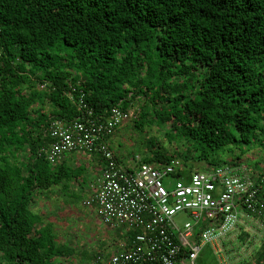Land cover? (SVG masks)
Listing matches in <instances>:
<instances>
[{"label":"trees","instance_id":"1","mask_svg":"<svg viewBox=\"0 0 264 264\" xmlns=\"http://www.w3.org/2000/svg\"><path fill=\"white\" fill-rule=\"evenodd\" d=\"M80 94L99 117L144 101L134 124L176 144L151 137L144 162L240 164L264 144V0H0V264L71 255L31 206L84 172L44 155Z\"/></svg>","mask_w":264,"mask_h":264},{"label":"built area","instance_id":"2","mask_svg":"<svg viewBox=\"0 0 264 264\" xmlns=\"http://www.w3.org/2000/svg\"><path fill=\"white\" fill-rule=\"evenodd\" d=\"M80 113L70 120L54 118L46 132L44 150L54 165L66 155L99 157L102 166L86 187L83 204L94 207L110 230L124 229L127 240L109 257L96 256L94 264H196L203 244L219 240L253 217L264 226V171L222 164L213 169L189 170L180 159L147 163L136 155L133 163L117 159L109 136L129 118L116 106L108 115L94 114L80 94ZM85 188V189H86ZM178 213L191 222L177 226Z\"/></svg>","mask_w":264,"mask_h":264},{"label":"rangeland","instance_id":"3","mask_svg":"<svg viewBox=\"0 0 264 264\" xmlns=\"http://www.w3.org/2000/svg\"><path fill=\"white\" fill-rule=\"evenodd\" d=\"M36 88L46 89V84L37 81ZM143 103L142 99L133 103L128 110L129 118L116 128L108 139L110 148L124 164L133 163L136 155L141 159L148 155L150 147L147 140L151 137L163 142L169 150L176 146L174 142L168 144L164 127L151 120L149 116L143 124L137 126L134 124L135 118L138 117L139 104ZM245 150L237 166L246 168L254 174L260 172L264 167V144L254 143ZM236 153H240V150L236 149ZM26 155L27 152L23 151L18 157L24 159ZM223 156L228 157L229 154L224 152ZM204 167L203 162H193L184 175L189 177L190 168L202 171ZM95 177V171L88 168L84 170L79 180L64 181L50 189H38V193L34 196L31 209L41 214L43 221L52 225L59 243L72 248L71 255L58 258L56 264H94L97 255L119 249V243L116 244L111 237L112 231L97 217L96 209L83 204L88 194L85 187ZM241 219L244 223L240 233L243 232L241 234L245 237L240 238V234L236 239L235 229L236 231L230 236L203 244L196 264H236V257L241 264H252L249 258L255 254L263 241L262 228L256 225L258 220L253 217ZM191 221V218L184 213H178L174 218L176 225L181 227L185 222Z\"/></svg>","mask_w":264,"mask_h":264},{"label":"crops","instance_id":"4","mask_svg":"<svg viewBox=\"0 0 264 264\" xmlns=\"http://www.w3.org/2000/svg\"><path fill=\"white\" fill-rule=\"evenodd\" d=\"M70 159H71V163H72L73 167L80 166L81 168H83V171L88 169V168L92 169L93 171H95V175H97L99 173L101 166H102V163L99 162L100 160H97V158L95 159L94 157L91 158L87 154H83V153H76V154L74 153L71 155H66V157L64 158V160L67 163H69ZM96 215H97V212H96ZM256 225L258 227L262 228L263 241H261L259 248L255 251V254L249 258V262H252V264H264V226L261 225L259 220L257 221ZM242 226L243 225L240 224L237 227V231L233 230L227 236L232 235L236 231V239H237V236L239 237V235L241 233H243V232L240 233V229L243 228ZM123 230L124 229L111 230L112 231L111 235H113L111 237H112L113 241H115L116 244L119 243L118 248H120L121 245L124 244L128 238L127 232L123 231ZM242 237H245V236H243V234H241L240 238H242ZM116 246H118V245H116ZM112 253H113V251L109 252V253L105 252L104 255L105 254L111 255ZM236 264H241V262H238V257H236ZM245 264H247V263H245Z\"/></svg>","mask_w":264,"mask_h":264}]
</instances>
